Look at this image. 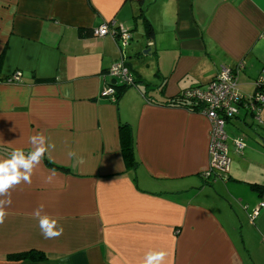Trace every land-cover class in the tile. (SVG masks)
Returning a JSON list of instances; mask_svg holds the SVG:
<instances>
[{
    "label": "crops",
    "instance_id": "1",
    "mask_svg": "<svg viewBox=\"0 0 264 264\" xmlns=\"http://www.w3.org/2000/svg\"><path fill=\"white\" fill-rule=\"evenodd\" d=\"M109 22L131 33L134 87L107 75L119 43L91 35ZM239 64L251 98L264 0H0V161L33 150L37 134L46 147L31 183L0 195V264H144L149 252L163 264H264V107L260 124L244 111L227 121L224 181L204 176L208 119L165 104ZM37 211L62 234L45 238ZM27 251L45 260L9 259Z\"/></svg>",
    "mask_w": 264,
    "mask_h": 264
},
{
    "label": "built area",
    "instance_id": "2",
    "mask_svg": "<svg viewBox=\"0 0 264 264\" xmlns=\"http://www.w3.org/2000/svg\"><path fill=\"white\" fill-rule=\"evenodd\" d=\"M91 35L95 38L111 36L119 43L121 57L108 69L107 75L124 87H134L133 75L126 65L122 50L131 40V33L117 29L114 22L103 23L92 29ZM152 43H149L151 46ZM242 64L234 68L221 67L212 81L204 87H195L183 93L187 101H195L202 105L201 113L210 123L209 155L210 162L205 173L206 179H229L230 159L226 146L225 125L227 121L240 115L241 111L252 114L257 123H261L260 112L264 107V70L257 80V89L251 98H244L238 91V74ZM20 73H15L6 80L7 83H20ZM103 96L116 102V93L113 87H106ZM237 152L244 149L241 140L235 141ZM260 208H264L261 204ZM258 212H254L256 216Z\"/></svg>",
    "mask_w": 264,
    "mask_h": 264
},
{
    "label": "clouds",
    "instance_id": "3",
    "mask_svg": "<svg viewBox=\"0 0 264 264\" xmlns=\"http://www.w3.org/2000/svg\"><path fill=\"white\" fill-rule=\"evenodd\" d=\"M29 142L34 146L25 154L21 149L14 150L9 159L0 161V195L5 194L14 185L21 181L31 183V174L35 165L39 164L42 156L46 151L45 137L37 134L29 138ZM48 148L53 147L52 144L47 145ZM23 168L24 171H20ZM10 202V201H9ZM4 213L0 211V222L3 220ZM39 219V227L45 238H54L62 234L63 228L57 227V221L47 216H40V212H36ZM166 253L149 252L144 258V264H163Z\"/></svg>",
    "mask_w": 264,
    "mask_h": 264
},
{
    "label": "trees",
    "instance_id": "4",
    "mask_svg": "<svg viewBox=\"0 0 264 264\" xmlns=\"http://www.w3.org/2000/svg\"><path fill=\"white\" fill-rule=\"evenodd\" d=\"M127 67H128V65H127ZM120 87L122 89L126 88L124 86H120ZM117 99H118V95H116V100ZM165 104H168L170 106L184 107V108H187L189 110L199 111V112H201V110H202V105L200 103L195 102V101H187L184 98L183 94H181L178 98L168 100L167 103H165ZM237 117H235V118H237ZM122 127L125 128L126 126H122ZM122 127H121V129H123ZM121 134H122V136H124V132H121ZM124 151L126 152V154L128 156H131V147L125 148ZM253 188L258 189V190L262 189V187L259 185H253ZM9 259L16 260V261H22V260L43 261V260H45V255L42 253H37L35 251H27V252H23V253H19V254L9 255Z\"/></svg>",
    "mask_w": 264,
    "mask_h": 264
},
{
    "label": "rangeland",
    "instance_id": "5",
    "mask_svg": "<svg viewBox=\"0 0 264 264\" xmlns=\"http://www.w3.org/2000/svg\"><path fill=\"white\" fill-rule=\"evenodd\" d=\"M254 120V119H253ZM227 127V126H226ZM228 128V127H227ZM247 130V129H246ZM237 132H241L240 134H241V136L243 137V138H246V140H249V141H251V139H253V137H252V132L250 131V129H249V131L247 130V131H237ZM229 136H231V135H229ZM231 167H232V165H231Z\"/></svg>",
    "mask_w": 264,
    "mask_h": 264
}]
</instances>
